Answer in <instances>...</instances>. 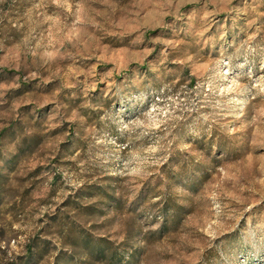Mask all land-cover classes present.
<instances>
[{
  "label": "rangeland",
  "instance_id": "374dc122",
  "mask_svg": "<svg viewBox=\"0 0 264 264\" xmlns=\"http://www.w3.org/2000/svg\"><path fill=\"white\" fill-rule=\"evenodd\" d=\"M0 264H264V0H0Z\"/></svg>",
  "mask_w": 264,
  "mask_h": 264
}]
</instances>
